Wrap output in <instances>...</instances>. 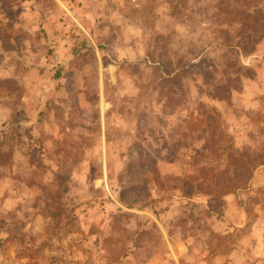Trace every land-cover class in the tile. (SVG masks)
I'll return each mask as SVG.
<instances>
[{
  "label": "rangeland",
  "instance_id": "1",
  "mask_svg": "<svg viewBox=\"0 0 264 264\" xmlns=\"http://www.w3.org/2000/svg\"><path fill=\"white\" fill-rule=\"evenodd\" d=\"M228 2L0 0V264H264V165L212 209L177 179L198 172L210 108L264 148V39L230 54L220 32L237 43L238 9L264 0ZM237 55L254 74L212 97ZM153 56L189 71L165 81Z\"/></svg>",
  "mask_w": 264,
  "mask_h": 264
},
{
  "label": "trees",
  "instance_id": "2",
  "mask_svg": "<svg viewBox=\"0 0 264 264\" xmlns=\"http://www.w3.org/2000/svg\"><path fill=\"white\" fill-rule=\"evenodd\" d=\"M217 6L220 11L230 10L228 0H218ZM237 13L240 22V27L235 34V38H239L237 43H231L234 37L227 28L221 26L220 32L225 36L227 35L228 40L226 42L228 43L226 45L230 54L232 52L245 54L253 51L256 45L264 39V11L259 8L254 11L241 8L238 9ZM217 18L220 25L227 21L220 16ZM238 55L234 59H227L224 63L225 78L211 88L209 94L212 97L222 101H230L233 91L242 88L243 75L252 76L254 74L251 68L241 63ZM153 58L155 62H159L155 68L157 72L161 70V74L165 76V81L173 79L181 83L182 75L189 71V68L185 69L183 66L180 67V71H176L166 61L162 60L161 64L159 59L154 56ZM211 62L213 61L201 59L193 66L198 67L207 80H212L215 78L216 69L214 63L210 65ZM161 94L166 95L164 89L161 90ZM206 116L208 124L205 128V141L201 149L196 152L195 158L196 163H199L198 172L188 174L186 177H177V179L182 181V186L189 195L195 194L196 189L208 194L210 196L209 207L212 209L223 201L226 194L236 192L249 185L256 169L264 165V148L254 150L250 146L242 148L235 146L232 137L222 126L221 113L210 108L207 110ZM137 189L138 186L136 185L124 188L121 193L122 200L129 202L126 194H133Z\"/></svg>",
  "mask_w": 264,
  "mask_h": 264
}]
</instances>
